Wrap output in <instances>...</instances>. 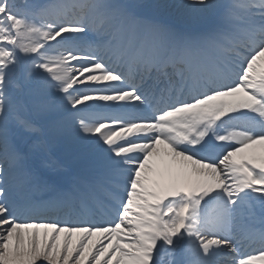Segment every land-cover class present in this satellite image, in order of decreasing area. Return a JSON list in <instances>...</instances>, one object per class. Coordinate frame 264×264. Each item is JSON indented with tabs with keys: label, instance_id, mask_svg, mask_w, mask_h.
Masks as SVG:
<instances>
[{
	"label": "snow or ice",
	"instance_id": "1",
	"mask_svg": "<svg viewBox=\"0 0 264 264\" xmlns=\"http://www.w3.org/2000/svg\"><path fill=\"white\" fill-rule=\"evenodd\" d=\"M261 64L264 0H0V264H264Z\"/></svg>",
	"mask_w": 264,
	"mask_h": 264
},
{
	"label": "bare ground",
	"instance_id": "2",
	"mask_svg": "<svg viewBox=\"0 0 264 264\" xmlns=\"http://www.w3.org/2000/svg\"><path fill=\"white\" fill-rule=\"evenodd\" d=\"M262 68H264V65H262V67H259L258 70H262ZM41 231H43V230H41ZM64 235H65V234H61L62 239H63V236H64ZM72 239H73V241L75 242L76 239H77V237H76V236H73ZM93 239H95V237H94Z\"/></svg>",
	"mask_w": 264,
	"mask_h": 264
},
{
	"label": "rangeland",
	"instance_id": "3",
	"mask_svg": "<svg viewBox=\"0 0 264 264\" xmlns=\"http://www.w3.org/2000/svg\"><path fill=\"white\" fill-rule=\"evenodd\" d=\"M262 65H264V64H261L260 67H262ZM70 264H71V261H70Z\"/></svg>",
	"mask_w": 264,
	"mask_h": 264
}]
</instances>
